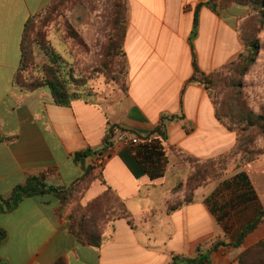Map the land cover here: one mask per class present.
Wrapping results in <instances>:
<instances>
[{"label": "crops", "instance_id": "0c3cea01", "mask_svg": "<svg viewBox=\"0 0 264 264\" xmlns=\"http://www.w3.org/2000/svg\"><path fill=\"white\" fill-rule=\"evenodd\" d=\"M55 2L0 0V199L36 176L76 190L68 213L110 189L131 219L113 217L100 248L81 246L55 196L28 198L13 212L0 214V228L8 235L0 244V264H56L60 259L66 264H170L174 256L193 259L200 253L210 254L211 264H239L244 250L264 240V223L240 249L232 246L234 234L255 216L228 210L219 222L206 200L220 186L208 195L199 189L193 203L167 210L175 154L208 161L237 144L238 132L218 119L209 90L193 79L219 72L239 57L244 45L238 23L249 8L223 7L218 0H128L126 94L111 105L77 99L60 107L48 91L26 93L15 84L25 26ZM164 117L174 118L167 122L166 140L154 133ZM111 128L115 135L127 131L157 141L166 154L163 178H149L135 157L137 148L114 140L105 148ZM83 151L92 154L77 163L75 155ZM100 156L106 157L101 167ZM241 172L264 207V155L241 165L232 178ZM216 243L226 245L211 251Z\"/></svg>", "mask_w": 264, "mask_h": 264}, {"label": "trees", "instance_id": "16d2710c", "mask_svg": "<svg viewBox=\"0 0 264 264\" xmlns=\"http://www.w3.org/2000/svg\"><path fill=\"white\" fill-rule=\"evenodd\" d=\"M67 1L68 0H57V2L53 3L44 12L36 15L39 16L38 21L35 20L36 16L29 19L23 34L21 63L15 78V84L21 91L26 93L48 91L54 103L60 107H69L74 100L83 99L82 94L77 92L78 87L73 85L74 82L76 83V80L72 74H66V61L51 48L48 41H44L37 33L34 36V41L31 40L28 35L30 30H34L33 25L35 24L37 25L35 30H43L47 24L52 22L51 20L58 16L57 10L59 6ZM233 2L247 8H258L260 13L257 14V18L259 19V23L264 25V0H221V4L225 6ZM245 19L244 21H246ZM248 20L249 19H247L246 23L250 22V29L251 21ZM124 21V16L122 17L117 14L114 22L115 28L113 29V35L109 43V57L117 59L119 55L123 56L126 59L125 66L123 67L126 69V74L128 75L127 58L124 52L127 26H125ZM243 28L240 31V37L244 43L245 49L238 60L210 76L197 74L193 79V81L205 85L210 95L213 87L217 86L216 79L221 73L226 71L227 74L229 73L227 77L231 76L232 78L244 77L256 60L259 52V43L252 40L253 37L245 35V28ZM76 37L79 36L76 34ZM33 43H38L44 52H46L47 56L50 58L51 65L45 66L40 74L27 78L24 76V72L25 68L30 66L29 62L31 61L32 55L30 47ZM118 65L119 63H117V66ZM232 86L238 89L235 96H231L230 98L227 97L220 105L216 102H214V104L217 109L218 119L227 126L229 130L237 131L239 138L235 148L228 154L221 156L219 160L226 162L228 158L241 156L240 163L249 164L255 161L260 155H264V151L256 150L255 148L256 133L258 136L264 135V118L249 111L246 104L242 103L241 84L238 83ZM85 100H88V98ZM172 120H174V118L164 117L163 122L155 129L154 133L166 140L167 122H171ZM114 137L115 128H111L105 139V148L108 149V147H111ZM141 140L144 141V143L136 147L137 151L135 157L137 161L152 181L163 178L166 170L165 152L157 141H150L149 139ZM91 154V151L79 152L75 155V161L77 163H84V160ZM215 162L216 161L213 160L208 161L205 166L207 169H205L204 172L200 170L202 167L198 169V180H204L215 176L217 171L212 168ZM89 170H87L83 178L87 177ZM193 179L196 181V178ZM198 188H195L193 194ZM75 191L74 188H62L49 185L42 177L30 176L26 184L18 186L10 198L0 199V214L13 212L28 198H40L46 195H53L61 203L60 214L61 216L66 215L70 224V230L75 236L77 243L81 246L90 245L96 248H100L103 245V231L107 228L113 217L127 220L131 219L124 204L119 205L117 203L118 198L110 189L103 196L97 198L86 207H77L71 213H68L69 205H71L74 199ZM225 192H228L231 198L223 204L220 199ZM226 198H228V196H226ZM191 203H193L192 198L185 199L175 205L169 204L167 211L168 213H173ZM206 203L209 205L211 213L217 216L219 222L222 221L221 218L224 219L227 216L228 210H236L237 215L252 213L255 216L249 220L238 233L234 234L231 245L236 249H240L245 239L264 223V207L258 199L249 176L244 172L238 173L230 180L223 181L217 192L211 198H208ZM242 206L245 207L244 210L242 212L238 211L237 209L240 207L242 208ZM111 207H116V210L113 211ZM7 238V233L0 228V244L6 241ZM222 245H226V243H216L211 251H216ZM238 262L239 264H264V240L244 250L239 255ZM181 263L211 264L210 254L200 253L198 257L193 259L174 256L170 264ZM56 264H66V262L64 259H60Z\"/></svg>", "mask_w": 264, "mask_h": 264}, {"label": "rangeland", "instance_id": "374dc122", "mask_svg": "<svg viewBox=\"0 0 264 264\" xmlns=\"http://www.w3.org/2000/svg\"><path fill=\"white\" fill-rule=\"evenodd\" d=\"M218 1L221 4V0ZM233 4L237 3L233 2L228 6L221 4V6L229 7ZM259 13L258 8H249L247 14H244L238 23L239 34L244 27V32H246L244 34L253 37L252 40L259 43V52L254 64L244 77L232 78L227 77L229 73L227 74L226 71L221 73L216 79L217 86L211 91V98L220 105L227 97L235 96L238 89L232 85L240 83L242 103L246 104L249 111L264 118V25L259 23L257 18ZM117 14L124 16V24L127 26L128 0H68L59 6L58 16L53 17L52 22L47 24L43 30H35L37 26L35 24L33 25L34 30H30L28 35L33 41L36 33L40 35L66 61L65 72L74 76L76 83L74 82L73 85L78 87L77 92L82 94L83 99L88 98L90 101L105 105L115 104L127 92L128 75L123 67L126 59L120 55L117 59L109 57V43ZM38 17H35L36 21L39 20ZM245 18L251 21L250 29V22L246 23ZM76 34L79 37H76ZM244 49L245 47L243 51ZM30 50L32 53L30 66L25 68L24 72L27 78L40 74L45 66L51 65L50 58L38 43L31 44ZM117 63H119L118 66ZM255 136L256 150L264 151L259 144L261 140L264 142V135L258 136L256 133ZM219 158L213 159L216 161L212 167L217 171L215 176L198 180V169L202 167L200 170L204 172L207 169L206 163L210 160L200 161L183 154H175L173 163H170L174 188H171L169 195L171 199L168 203L175 205L191 198L194 202L197 190H203L205 192L203 195L210 194L223 181L230 180L240 166L244 165L240 163L241 156L228 158L226 162ZM236 163H239L237 167ZM167 165L169 167V163ZM193 178L198 181H194ZM195 188L198 189L193 194ZM223 197L220 199L223 204L231 198L228 192H225Z\"/></svg>", "mask_w": 264, "mask_h": 264}, {"label": "built area", "instance_id": "2783aa9c", "mask_svg": "<svg viewBox=\"0 0 264 264\" xmlns=\"http://www.w3.org/2000/svg\"><path fill=\"white\" fill-rule=\"evenodd\" d=\"M114 142L122 145L129 149H135L138 145L142 143L141 139L137 136L130 134L127 131H119L115 137ZM106 157H97V166H103L105 164Z\"/></svg>", "mask_w": 264, "mask_h": 264}]
</instances>
